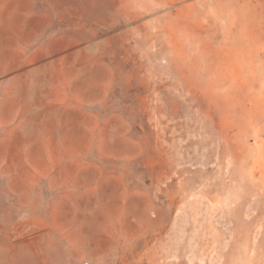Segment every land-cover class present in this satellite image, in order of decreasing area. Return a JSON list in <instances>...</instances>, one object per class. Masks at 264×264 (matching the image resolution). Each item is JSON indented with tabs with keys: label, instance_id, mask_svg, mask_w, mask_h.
<instances>
[{
	"label": "rangeland",
	"instance_id": "1",
	"mask_svg": "<svg viewBox=\"0 0 264 264\" xmlns=\"http://www.w3.org/2000/svg\"><path fill=\"white\" fill-rule=\"evenodd\" d=\"M0 264H264V0H0Z\"/></svg>",
	"mask_w": 264,
	"mask_h": 264
},
{
	"label": "crops",
	"instance_id": "2",
	"mask_svg": "<svg viewBox=\"0 0 264 264\" xmlns=\"http://www.w3.org/2000/svg\"><path fill=\"white\" fill-rule=\"evenodd\" d=\"M76 101L78 102L79 100H76ZM67 102H69V104H68L69 107L68 108H72L71 106L73 105V100H67ZM82 103L84 105L95 104V100H93V101L83 100ZM83 140H84L83 141V143H84L83 146L86 147V148H83V149H67L66 151H68V152H81V151H90V150H92L90 147L91 146L93 147L95 145V141L93 139H90V136L88 134L85 136V138ZM78 141L81 142L80 140H78ZM67 143L68 142L62 143V146L63 147L67 146Z\"/></svg>",
	"mask_w": 264,
	"mask_h": 264
}]
</instances>
